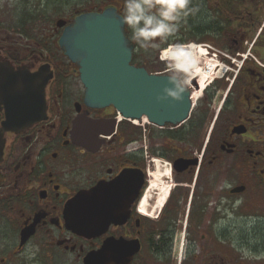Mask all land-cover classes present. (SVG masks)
<instances>
[{
    "label": "flooded vegetation",
    "instance_id": "1",
    "mask_svg": "<svg viewBox=\"0 0 264 264\" xmlns=\"http://www.w3.org/2000/svg\"><path fill=\"white\" fill-rule=\"evenodd\" d=\"M126 2L0 0V129L14 74L38 77L40 87L47 79L44 120L2 135L0 264L36 249L83 264L105 241L137 247L128 264H264V0H190L178 30L137 59L136 68L189 91L188 119L162 127L86 107L78 66L59 44L77 17L114 9L123 18ZM124 31L133 61L139 45L126 23ZM191 44L215 63L212 72L195 65ZM170 46L180 49L172 61L163 58ZM78 119L107 124L86 141L74 131ZM121 175L124 188L107 197L118 224L91 239L71 232L69 202Z\"/></svg>",
    "mask_w": 264,
    "mask_h": 264
},
{
    "label": "water",
    "instance_id": "2",
    "mask_svg": "<svg viewBox=\"0 0 264 264\" xmlns=\"http://www.w3.org/2000/svg\"><path fill=\"white\" fill-rule=\"evenodd\" d=\"M124 25L116 10L108 9L101 14L79 16L63 31L59 44L65 56L78 66L85 106L91 109L112 107L123 119H145L160 127L186 121L191 111L189 91L175 77L149 74L132 65L134 48L125 35ZM14 76L15 80L10 81L6 90L10 87L15 93L2 98L6 111L0 129V161L4 133L28 128L45 118L42 92L47 79H42L44 84L40 87L36 76ZM166 90L175 94L169 95ZM9 98L12 99L8 103ZM105 124L106 120L78 119L73 126L79 137L88 141L92 132L97 134ZM124 186L121 175L109 186L100 183L88 192L77 194L65 209L67 228L91 239L104 234L109 224L117 225L118 207L110 205L107 197ZM27 235L22 234V244ZM137 251L131 244L105 241L100 250L84 258L83 264H128Z\"/></svg>",
    "mask_w": 264,
    "mask_h": 264
},
{
    "label": "clouds",
    "instance_id": "3",
    "mask_svg": "<svg viewBox=\"0 0 264 264\" xmlns=\"http://www.w3.org/2000/svg\"><path fill=\"white\" fill-rule=\"evenodd\" d=\"M189 4L190 0H127L123 19L141 48L156 47L153 41L157 37L166 38L178 30L180 20L192 11ZM166 92L175 94L172 90ZM36 251L30 252V259Z\"/></svg>",
    "mask_w": 264,
    "mask_h": 264
},
{
    "label": "rangeland",
    "instance_id": "4",
    "mask_svg": "<svg viewBox=\"0 0 264 264\" xmlns=\"http://www.w3.org/2000/svg\"><path fill=\"white\" fill-rule=\"evenodd\" d=\"M130 32H132V31H130ZM135 43H136V45L138 44L137 42H135ZM190 47L193 48V52L195 51V53L193 54V58H192V61H194V57H195V61H194L195 65L197 67H201V70L205 69V71L207 70L209 72L210 71L212 72L213 69H214L215 63L213 61L209 60V57L207 56V53H205L204 49H202L204 51V53H203L204 55L200 56L196 52L197 50H196L195 47H193V46H190ZM169 50L172 52L173 50L175 51V50H180V49H175V46H170V48L166 49L165 52L169 51ZM139 52H141L143 54H139ZM137 53H138L137 56H139L137 58L138 60L143 59V58L147 59V58H150L153 55V49L151 48V46H149L147 49H145V48H141L140 45H139ZM187 61L189 63H191V60L190 61L187 60ZM223 67H224V65H223ZM138 123L141 124L142 122H138ZM164 173H165V170L160 168V172H159V175H158L159 176L158 183L161 184V185H165V184L162 183L164 181V177H165L163 175ZM159 188H157L154 193L158 194L160 192ZM154 193H152V196H151V200L152 201L158 198V196H156L157 198L154 197V195H153ZM179 248H180V245H179ZM28 252H30V251L28 250ZM29 255H30V253H26V254H24V257L16 259L15 262L17 264H20V263H18L19 261H21V264H32L35 261L37 262V264H67L68 263V261H66V259H58V258L50 259V258H46L44 253L36 254L35 256H39L36 259L35 258H31L30 259ZM2 257L3 256H0V258H2Z\"/></svg>",
    "mask_w": 264,
    "mask_h": 264
},
{
    "label": "bare ground",
    "instance_id": "5",
    "mask_svg": "<svg viewBox=\"0 0 264 264\" xmlns=\"http://www.w3.org/2000/svg\"><path fill=\"white\" fill-rule=\"evenodd\" d=\"M194 47V46H193ZM186 48H191V50H193V48L192 47H186ZM196 48V47H195ZM196 50H197V53H198V55H200V56H203L204 54V51L201 49V48H196ZM175 52H178L177 50H175ZM173 54H175L174 53V50L171 52V51H167L166 53H164V55H163V58L165 59V60H168V61H172V60H175L176 58H172V57H174V56H171V55H173ZM179 71H181V72H184L183 71V69H182V67H181V69H178ZM206 73H209V71H207L206 70ZM136 121V120H135ZM153 193V192H152ZM157 208V207H156ZM145 209V208H144ZM158 209V208H157ZM150 212V211H149ZM151 212H153V211H151Z\"/></svg>",
    "mask_w": 264,
    "mask_h": 264
},
{
    "label": "trees",
    "instance_id": "6",
    "mask_svg": "<svg viewBox=\"0 0 264 264\" xmlns=\"http://www.w3.org/2000/svg\"><path fill=\"white\" fill-rule=\"evenodd\" d=\"M133 65H136L137 64V58H136V56L134 57V59H133V63H132Z\"/></svg>",
    "mask_w": 264,
    "mask_h": 264
}]
</instances>
